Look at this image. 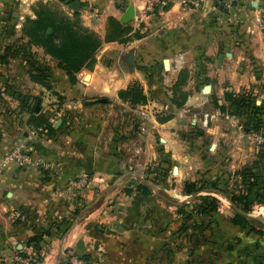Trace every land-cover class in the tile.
<instances>
[{"label": "crops", "instance_id": "0c3cea01", "mask_svg": "<svg viewBox=\"0 0 264 264\" xmlns=\"http://www.w3.org/2000/svg\"><path fill=\"white\" fill-rule=\"evenodd\" d=\"M18 1L0 0V264H67L72 255L87 264H260L264 235L231 221L242 210L230 196L249 194L254 207L247 216L264 230V161L256 166L264 131L246 127L234 107L219 115L216 104L230 111L225 93L245 89L264 100V0L224 8L202 0L193 10L170 0L140 26L135 18L120 20L121 0H79L78 12L66 0ZM41 4L70 19L78 13L79 24L103 41L107 33L119 39L104 41L93 70L82 69L72 82L22 32L26 16L35 18ZM143 4L134 0L138 12ZM110 16L130 33L117 36ZM135 32L141 37H131ZM31 72L46 74L51 88ZM136 81L147 101L133 106L119 92ZM36 97L39 112L32 110ZM98 98L108 101L90 103ZM154 112L173 118L160 122ZM37 114L51 118L55 136L31 124ZM152 134L160 138L152 157L162 160L150 176L138 174L140 149L132 155L131 138ZM18 146L33 162H3ZM132 174L150 190H122ZM75 179L85 183L69 187ZM186 182L216 184L226 193L209 187L187 193ZM200 195L223 201L214 221L208 217L205 227L180 233L179 207ZM193 232L198 239L191 241Z\"/></svg>", "mask_w": 264, "mask_h": 264}, {"label": "trees", "instance_id": "16d2710c", "mask_svg": "<svg viewBox=\"0 0 264 264\" xmlns=\"http://www.w3.org/2000/svg\"><path fill=\"white\" fill-rule=\"evenodd\" d=\"M67 3H73L76 0H66ZM35 18L26 16L25 22L22 26V32L25 36H28L30 40L42 46L45 51L52 55L58 61V67L64 69L72 82L77 80V74L82 69L93 70L96 63L95 53L101 48L103 42H111L119 38L106 34L103 41L94 32L88 28L79 24V15L76 13L73 19H70L66 15H58L51 8L41 4L35 9ZM111 22L113 31L117 36L128 34L131 31L130 27L124 26L118 19L113 16L108 18ZM133 38L141 37L139 32L132 34ZM131 37L126 38L129 40ZM31 79L43 83L47 87L51 86L47 82L46 74H37L31 72ZM187 92L182 96L181 101H176L177 107H182L187 99ZM119 96L124 101H128L131 105L136 106L147 101V96L144 94L143 86L140 82L136 81L126 89H122L119 92ZM61 98V96H59ZM225 100L228 102V106L232 109L237 106V114L241 117L246 116L245 126L253 129L255 132L264 131V100L258 102L257 95H254L252 90H242L241 92H226L224 95ZM39 98H34L32 110L35 111L36 103ZM62 99V98H61ZM174 102V98H173ZM222 111L226 110V105L216 104ZM173 118V115L160 116L158 114L157 119L160 122H166ZM31 124L37 128V131L41 133H47V135L55 136L58 128L54 127V122L49 117L37 114L33 115L30 119ZM264 161V146L257 156V164ZM209 187L212 191L226 193L225 190L218 188L216 184L209 186L197 185L195 183H185V192L187 193H199ZM248 195H232L230 201L234 205L239 206L242 211H236L231 221L235 225H239L242 228H249L252 232H256L260 236L264 235V230L256 228L254 226L255 221L247 216V213L252 211V204ZM202 199L203 203L199 204L197 208H189L186 206L179 207V213L183 216V223L180 227V233L187 232L189 229H199L205 227L206 219L210 217L211 222L214 221V214L218 211L216 202L218 199L211 195H204ZM198 239V234L193 232L191 235V241ZM259 263L264 264V255L259 257ZM34 264V262H31Z\"/></svg>", "mask_w": 264, "mask_h": 264}, {"label": "rangeland", "instance_id": "374dc122", "mask_svg": "<svg viewBox=\"0 0 264 264\" xmlns=\"http://www.w3.org/2000/svg\"><path fill=\"white\" fill-rule=\"evenodd\" d=\"M19 3H20V0L18 2H16L17 5H19ZM50 8H51V10H53L58 15H66L67 16V14L64 11L59 10L58 7H54L52 5V6H50ZM231 112L232 111L230 109V111H228V113H231ZM159 113L160 112H154V115H158ZM165 113L166 114L167 113L169 114L168 110ZM135 120H138V119H135ZM242 122L245 125L246 116L245 117L244 116L242 117ZM131 139H132L131 142H132V146H133L132 152H131L132 155L133 154L134 155L136 154V150L135 149H140L139 153L137 154L138 155L137 156L138 158L137 157L134 158V160L136 159L137 162L140 161V165H142V167H143L142 169H139L140 171L138 172V174H142L145 171H147L149 173V176H150L155 171V169L157 168V163L158 162H161V160H162V156L163 155H160L158 153H157L158 154V158L157 159L156 158L153 159V157H152L153 156V151H157V146L160 145V141H159L160 138L158 136H156L155 134H152L150 138H147V136H138V135H135ZM132 170L134 171L135 169H132ZM149 176H147L145 178H147L148 180H151L154 183L155 180L154 179H151ZM151 177L154 178V176H151ZM140 179L141 178H139V176H134L133 174L130 175V177L127 180L125 179V182L121 185L122 190H126L128 193L133 192L135 189H138L140 191L150 190L147 187L148 185L145 186L144 183H139ZM217 186H218V188L222 189L219 185H217ZM229 187L230 186H228V190H229ZM223 190H225V189H223ZM202 196H204V195L197 196L195 200H191V201L185 202V203L181 204V206H186V207H188V209L189 208H192V207L197 208V206L199 204H202L203 203L202 199H200ZM211 196H213V195H211ZM215 198H217V197H215ZM220 203H223V201H220L218 199V202H216V204H217L218 207L220 206ZM252 205H254V204H252ZM253 207L254 206H252V208ZM255 212H256V208H254V210H253L252 213H255Z\"/></svg>", "mask_w": 264, "mask_h": 264}, {"label": "built area", "instance_id": "2783aa9c", "mask_svg": "<svg viewBox=\"0 0 264 264\" xmlns=\"http://www.w3.org/2000/svg\"><path fill=\"white\" fill-rule=\"evenodd\" d=\"M124 4L128 5L130 3L134 4V0H121ZM144 2L142 10L138 12L137 8L135 7V20L137 25L140 26L146 18L151 15L157 14L163 11L166 6L169 4L170 0H141ZM219 3H223L224 5H230L235 0H215ZM181 6H183L187 10H193L201 6L202 0H179ZM227 111H219V115L228 116ZM258 138L264 142V136L259 135ZM8 161H16L20 165H26L33 162V159L29 153H27L23 147H15L11 151H9L5 157L3 162ZM41 159L36 160V164H40ZM85 183V179H75L69 182V187L80 188ZM26 264H31L30 261L23 260ZM67 264H87L85 259L81 256L72 255L69 258Z\"/></svg>", "mask_w": 264, "mask_h": 264}, {"label": "water", "instance_id": "95a60500", "mask_svg": "<svg viewBox=\"0 0 264 264\" xmlns=\"http://www.w3.org/2000/svg\"><path fill=\"white\" fill-rule=\"evenodd\" d=\"M235 1H233L232 3L235 4L236 3ZM80 5L81 4H80L79 0H76L73 3L69 4L70 8H72L75 12L79 11ZM217 5H219V2H217ZM219 6H220V8H224L225 5L223 3H220ZM122 10H123V15L121 16L120 20L123 23L131 22L135 16V5L132 3H130L128 5L124 4L122 6ZM223 57H224V54H220L218 57V65L219 66L222 65ZM131 63L133 65L134 62H131ZM166 63H168V61H166ZM203 90L205 93H209L211 90V85H206ZM107 101H108L107 98H98L96 100L90 101V103H92V102H98L99 103V102H107ZM237 109H238V107L234 106V108H233L234 114L237 113ZM39 111H40V101H38L36 104V112H39ZM60 123H61V120H58V122L56 123V126H58ZM246 129H249V128H246ZM214 147H215V144H213L212 148H214ZM86 260H88V258H86Z\"/></svg>", "mask_w": 264, "mask_h": 264}]
</instances>
